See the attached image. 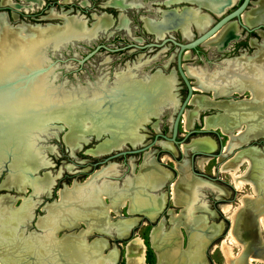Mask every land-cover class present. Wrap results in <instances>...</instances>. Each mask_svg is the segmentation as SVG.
<instances>
[{
    "label": "bare ground",
    "instance_id": "bare-ground-1",
    "mask_svg": "<svg viewBox=\"0 0 264 264\" xmlns=\"http://www.w3.org/2000/svg\"><path fill=\"white\" fill-rule=\"evenodd\" d=\"M231 1L226 0L222 3L207 1L208 3L202 2L200 4L206 5L215 14H218ZM253 5L241 14V20L246 25L264 19V0H256ZM176 11L179 14L174 15L173 13L168 22L172 26L176 25L180 28L184 37H190L187 32V26L190 27V24L199 33L207 28L210 23V19L206 15L200 14L194 8L183 7L179 10L176 9ZM103 15L99 16L92 24L91 35H94V27H97V25L99 27L100 25L103 27L110 25L108 17ZM5 20L0 17V172L6 169L5 175L0 181V189L6 188L22 192L26 187H29L31 189L30 197L22 199L17 206H22L23 201L28 200L25 204L27 213V209L31 210L33 205L35 207L37 197H48L56 178L51 173L43 170L50 165L45 152L52 151L53 148L40 145L38 142L42 136L48 138L50 137L49 134L53 133L52 131V133L46 132L50 122H52L51 126L57 125L54 127L56 134L60 125L68 128L63 134L64 137L61 138L70 147L72 153L75 149L87 144L89 137L93 139L102 136V134H107L109 137L88 148L87 153L99 156L117 149L127 142L135 146L142 143L144 138L139 132V128H142L144 122L147 123L152 116L158 117L167 106L172 110L176 108L178 103V100L175 99L177 80L172 72L166 75L157 69L154 74L146 75L142 78V81H134V83L131 81V74L127 67L128 70L115 74L117 77L115 85L110 88H107L106 85H101L98 88H91L90 85L89 90L79 88L64 90L61 87L53 88L52 86L47 88L43 86L40 80L43 77H40L28 81L26 87L21 88L19 92H12L11 87L3 83L22 71L28 73L33 67L37 66V51L40 52L39 60L41 63L42 54L39 48L44 42L49 41L54 47H57L60 43L66 40V42H70L73 39L52 38L53 36L43 34L46 30L42 32L40 29L38 32H34L36 34L34 39L23 38L18 40L19 44L16 42L17 39H13L19 29L23 31L25 36L30 35L32 31L25 28L26 26L9 28ZM71 25L72 27L67 31L68 35L83 36L84 32L81 29L80 22H72ZM158 27H161V25ZM237 34L238 28L232 22H229L203 43L212 49L223 50L227 47L229 41L237 37ZM259 35L263 39L261 43H257L252 39L250 41V45L256 47V51L252 53L253 57L225 60L209 79L207 75L203 74L202 81L200 73L202 70L195 71L186 68V72L184 69L186 75H194L197 78L195 82L197 89L212 91L215 98L229 96L231 91L235 89L242 93L244 91L243 86L248 87L245 90L251 91L252 98L251 101L242 104L226 105V102L229 101L225 99L216 100L203 94L199 96L193 94L188 101V105L192 104L194 108L192 110L185 109L186 111L184 110L185 113L183 112L181 117L183 129L188 130L194 119L193 116L197 117L196 115L205 108L218 107L224 109L225 115L221 117L207 116L203 123L205 128L219 127L225 135L227 134L230 137L228 148L240 145L246 139L264 136V72H262L264 71V65L261 64L264 60V33L259 32ZM25 43L28 44L25 45ZM186 57L187 52L183 54V58ZM203 73L205 72L203 71ZM248 81H250L249 84ZM44 83L49 84L46 83L45 78ZM94 91L96 92L93 93ZM80 99L86 100L85 104L81 103ZM116 104H121V106L119 105L116 111L110 112ZM218 113L215 115H218ZM241 125H246V130L232 136L231 131L238 130ZM109 139H111L110 144H108ZM191 146L195 148L204 147L205 151L214 149L213 143L205 138L198 140L196 143L192 142ZM181 149L183 152L186 151L184 146ZM145 161L144 167L138 173L124 180V188L121 189L106 180L108 178L106 176H114L113 174H115V168L111 165L92 175L91 178L85 181V184L78 185L73 182L71 187L60 189L58 192L59 198L56 201L43 205L44 214L38 217L35 222L38 233L25 232L30 218H26L25 222L19 227V232L23 237L35 235L39 237L38 241H26L23 240L25 238L16 235L14 232L15 226L10 221L14 216H8V212H6V209L10 206V201L14 200V197L0 196V202H4V205L0 204V230L3 228L2 231L7 236L6 239H2L0 231V261L3 264H43L44 262L47 264L46 259L49 256L44 255L45 251L43 249L48 250L49 248L52 249L50 254L54 261H49L48 264H88L89 259H86L85 254L81 253L82 248L81 252L78 251L76 249L78 247L74 248L71 241H69L70 234L62 238L55 236L59 229H69L63 225V221H67L70 215L80 213L79 211L86 210L87 215L91 216V228L94 227L97 231L108 236L111 235L114 238L127 237L130 228L137 221L131 218L120 222L116 227L114 224L118 223L119 220L113 223L97 220L100 217L107 219L108 213L111 210L116 213L115 209L117 207H128L130 213H143L153 220L161 211L165 201L164 194L156 195L154 192L163 186L169 175L157 170L154 166L152 167V160ZM245 161L248 163L247 170L242 175H237L236 169ZM199 164L202 165L201 162ZM221 167L222 169L232 168L230 175H232L236 188L239 189L247 182L251 185L254 193L247 196L249 200L253 201L246 202V206H244L246 209L243 210L241 216H230L235 223V233H233L234 238L232 239L236 240L243 249H240L241 252L239 251L240 253L237 256L233 257L228 254L229 257H227L228 255H226V264H250L251 261L264 264V245H259L256 235L258 227L256 220H254L255 216L259 215V223L264 228V201L262 200L264 196V150L255 147L242 150ZM177 168L179 171V184L172 189V199L175 204L182 203L184 205L190 196H194L198 184L191 178L188 162L184 165H177ZM39 171H43L41 175L36 174ZM31 172L35 176L31 177ZM32 197L35 199H31ZM104 197H108L109 204H104ZM75 202L79 203V206L75 207ZM222 209L228 211L229 207L223 205ZM17 216L23 219L25 214L19 213ZM2 217H4L3 220ZM78 217L74 220V223L81 220L88 222L85 216ZM55 223L59 225L58 230H50L52 227L49 229L41 228L43 224L44 226H50ZM88 225L85 224V229L77 233L81 240H84L83 234ZM217 231H220V227L217 228ZM159 237H161L160 242H158ZM237 238L240 240L238 241ZM7 240L13 242L4 243ZM151 240L156 247L157 264H164V259L165 264H176L180 257L181 246V238L177 230H172V233L168 231L160 236L157 232H153ZM209 241L210 239L207 236L191 235L189 237V247L191 248V259H189L193 261L192 263L207 264L202 252ZM55 242H58L60 248L53 244ZM225 250H228L229 253L231 246L226 245ZM71 254L76 257L75 261L70 260L69 255ZM12 256H14L13 261L8 258L5 260V257ZM127 256V264H144L143 246L134 239L127 246ZM106 260L109 262L113 258L111 259L109 256ZM230 261H233V263H230Z\"/></svg>",
    "mask_w": 264,
    "mask_h": 264
},
{
    "label": "rangeland",
    "instance_id": "rangeland-1",
    "mask_svg": "<svg viewBox=\"0 0 264 264\" xmlns=\"http://www.w3.org/2000/svg\"><path fill=\"white\" fill-rule=\"evenodd\" d=\"M7 1L13 3L0 2V7H1L0 17H2L4 20L6 19L5 22L9 28H15L13 26L19 24L21 25L16 27L18 28H20L21 26L25 27L24 24H32V25L37 24L41 26L49 25V24L59 25L62 22V19L60 18L61 13L80 18L82 21H84V26L88 28L90 27V23L92 22L90 19V12L98 14V10H104V8L99 9L98 7H95V10H93L90 8V3H86V4L80 3L82 0H68L67 1L68 3H60L56 5L53 3H39V4L26 3L23 2L22 0H7ZM45 1H51V0H45ZM255 1L256 0H254V2ZM149 4L151 6L155 5V3L154 4L149 3ZM231 4L233 3H230L228 6H226L221 12L229 8ZM253 4L254 3H252L250 6L253 7L254 6ZM81 7L85 8L86 11L85 12L80 11ZM15 11L16 13H13ZM37 11H41L40 17H37L38 15L30 16V14L35 13ZM221 12L218 14H213L208 12L210 15L209 25L213 22V20H215L221 14ZM19 13L25 15L20 16L18 15ZM51 13L55 14V16L51 17L50 16ZM112 15H114V12H112ZM128 15L130 16L129 27L130 29L132 28L131 36L137 37L139 24L135 22L131 10L128 12ZM114 27H115V22H113V26H111L109 29L96 34L92 39L89 38L87 40H77L73 42V44L67 43L64 47L60 49H56V50L49 49L45 51L42 57L43 58L42 64L44 65L45 63L53 62V65L52 67H50L47 74L45 75L46 83H49L50 85L44 83V78H40L43 86L47 88H51L50 86H52L53 88L61 87L64 90H71V89L76 90V88L89 90L90 85L93 82L97 81L98 79H106V81L108 82V79L110 78V74L112 72L114 73L117 72V70L119 69L118 66H122V62L124 60L122 55L118 53H109L104 50H99L91 57L85 59L82 63H79L77 60L82 59L86 55V53H88L89 50L98 42L104 41L107 44L110 43L108 44V46L113 47V46H117V42L119 39H126L125 36H123L122 31L119 29H114ZM32 29L33 28H30L29 30L33 31ZM0 30H1V25H0ZM191 32L193 33V35H190V37L187 39L181 38L176 31H171L169 34H171L175 38V40L184 42L190 40L195 35L200 34L202 31L199 33H195L191 29ZM17 34H15L13 39H17L16 42H18L19 44L20 42L18 40H21L23 38L34 39L36 36L35 33L33 35L32 33H30V35L25 36V34L21 29H19ZM19 36L20 38H18ZM149 36L150 35H146V37ZM164 36H167V34H164ZM259 37L260 39L258 38L259 42L257 43H261L263 41L262 37L261 36ZM241 39L244 41L243 45L239 46L238 50L236 49L232 50L231 46L233 45V43L237 41H241ZM127 41L132 42V40L130 39ZM250 41L251 40H249V42ZM6 43L7 41L5 42V44ZM26 44L28 43H25V45ZM21 45L23 46V44ZM172 48L173 46L170 43H167L161 48V50L156 52L155 51L145 52L144 55H136L135 54L136 51H132L130 52L131 54H129L126 57L128 60L127 64L129 65L140 62L142 63V60L146 56L149 57L155 54V56L153 57H156L155 59L158 60H153V62H148V63H155V64L165 63L169 66L173 65L174 60L172 59L174 58L175 50L173 51ZM198 49L204 55L191 54V56H188L187 54V57L183 58L182 60V66L183 69H185V71L186 68L188 69L196 68L198 70L206 69V68L210 69L211 70L210 73L209 72L207 73L205 71H204L205 73H203V70L200 71L202 81L204 76L203 74L207 75V78L209 79L210 76L217 70V68H219L216 67L217 65L216 63H219L218 61L220 60L221 63L222 60H224V58H227L225 54H228V56H234L238 53L243 54L245 52H246L245 54L247 53L249 54L252 49H254L253 52L256 51V47L254 45L249 46L247 44L244 36L234 41H231L227 45L226 51L222 50L220 52H216L204 43H201L200 46H198ZM37 53H38L37 64H39L40 52L37 51ZM218 53H222L223 55H217ZM169 54H173V57ZM55 59H61L62 61L59 60L55 61ZM189 76L193 77V78L188 77L189 81L196 82L197 78L194 75H189ZM176 80L177 83L175 85L176 88L175 99L178 100L177 98H179V100H181V98L184 95V86L178 77L176 78ZM249 82L250 81H248V84ZM191 86H194L193 88L197 89V87H195L196 86L195 83H191ZM197 90H201V89H197ZM96 91H94L93 93H95ZM209 92L210 93H206L203 92V90L193 91V93L198 96L203 94L206 97H209L210 99L211 98L212 99L214 98L216 100L225 99L229 101L226 102V105L228 104L237 105L239 103L242 104L244 102L251 101L252 98L251 91L248 90L246 91L245 89L242 92L243 93L242 96H239L238 98L235 99L233 98L235 94H231L230 96H225V97L218 96L215 98L212 95V91ZM178 94H180V97ZM248 95H250L249 99H247ZM85 101L86 100L80 99V102L83 104H85ZM119 105L121 106V104H116L110 112L116 111ZM193 108L194 107L192 104L186 106L187 110H192ZM171 111L172 109L169 106H167L164 110L161 111V113L157 118L155 116H152L157 120L153 118L152 119L149 118L150 121H148L147 123L146 122L143 123L142 128H139V132L144 136L142 143L132 146L130 143L127 142L126 144H129L131 147L129 145L122 146L119 149L117 148V150L113 149L109 151V153L107 154L105 153L99 156L87 153L86 151L88 148H91L99 143V142L96 143V141L93 140L89 141L85 145H82L81 147H79V149H75L72 153L70 147H68V145L65 144V142H63L61 138L63 134L66 132L65 130L68 129L66 127L65 128L63 127L61 130L57 132L56 138L51 136L43 140L41 144L53 148L52 151L45 152L46 158L50 161V165L43 170L51 173L52 176L56 177L48 197L47 198L42 196L37 197L35 207L33 205L31 207V210L27 209V213H26L25 204L28 200L23 201V204H21L23 207L22 206L17 207V206L21 203L22 199L30 197L31 189L29 187H26L22 192H16L12 189H6V188L0 189V196L7 195L14 197V200H11L9 203L10 205L9 208L6 209V212H8V214L7 213L6 214L8 216L9 215L14 216V218L12 217L10 221L11 223L13 222L12 224L15 226L14 232L16 233V235L18 234L17 236L21 238L23 237L19 232L20 230L19 227L25 222L26 218H30V219L27 227L25 228L26 230L25 232H30L35 234L39 232L37 227L35 226V222L38 217H41L44 214L42 209L43 205L56 201L59 198L58 192L63 187H71L73 182L78 185L85 184V181L91 178L92 175L97 174L99 171L102 170V168L104 169L105 167L111 165L115 167V174L113 175H117V176L113 178H106V180H109L108 182L114 183L118 189H121L124 188V180L126 178L135 175L144 167L143 165L146 162L145 160L147 161L152 160L153 161L151 163L152 167L154 166L155 168H157V170H160L163 173L169 175L166 181L164 182L163 186L171 177L169 170H171V168L175 170L174 174L176 175V179L175 182L170 187V200L172 204L176 206L173 207L172 205H169L171 204V202H169V204L167 203L166 206L169 209L163 210L162 213L159 212L160 214L158 213L153 220H151L149 216L143 213H130L128 211V207H117L115 209L116 213L111 210L107 215V219H104L102 217L97 219L98 221L109 222V223H113L114 221L119 220L118 223L114 224L116 225V227L122 221L131 218L136 219L137 221L135 225H133L132 228H130L128 232L129 235L127 234V237L116 239L111 235L108 236L105 233L97 231L96 229H94V227L91 228V224H90L91 216L87 215L88 213H86L87 212L86 210L79 211L80 213H76L77 215L76 214L70 215L67 221H63V225L68 227L69 229L71 228L72 230L63 229V228L59 229V225H57V223L51 224L50 226H44L43 224L41 228L49 229L52 227L50 230L59 229L55 234L57 238H62L70 234L69 241H71L74 248L78 247L76 248L78 251H80L82 248L81 250L82 252L81 251L80 252L85 254L86 259H89L88 264H127V259H128L127 246L134 239L137 240L143 246V263L157 264L158 258L156 253V247L152 243L151 235L153 234V232L154 233L157 232L158 235L160 236L162 234H166L168 231L172 233V230H177L181 238L180 255H179L180 257L176 262V264H194L192 263L193 261L190 260L191 248L189 247V237L191 235L194 236L202 235L203 237L205 236L209 237L210 241L202 252V256H204L207 264H226V258H225L226 255L229 254L230 256L232 255L233 257L239 255V253L241 252L240 249L242 250L243 247H240L241 245L236 240L232 239L234 238L233 233H235V223L233 220H231L232 218L230 216L232 215L241 216V214H243V210L246 209V207H244L246 206L245 205L246 202L249 203L250 201L251 202L253 201V200H249L247 196H251L254 193L251 185L247 182L243 184V186H241L239 189L236 188V185L233 183L232 180V175H230L232 168L222 169L221 166H224L225 163H227L232 158H234V156L238 152L245 150L247 147H245L246 145H242L241 147H237L238 145H235V146H231V148L230 147L228 148L230 137L227 134L225 135V133H223L219 127L209 128V129H215V132H191L187 134V132L190 129H200L202 127V124L204 126L203 121L205 117L210 115L221 117L225 115L224 109L218 107H207L205 108V110L199 113V115L202 117L196 118L195 116H193L194 119L188 130L183 129V124L181 123V121L179 122L177 127V135H179V137L182 139H180V141H178L177 143L179 147V151H177L171 146L170 142L163 141L159 137H157L159 139L152 138L153 134L158 131L157 127L159 128L161 133H164L168 130L170 126L171 117L169 118V116H171ZM216 113H218V115H215ZM86 124H88V122H86ZM245 130H246V125L245 126L241 125L238 130H232L231 135L232 136L238 135L240 133H243ZM104 135L106 136V138L109 137V135L107 134ZM104 135L102 134L103 137ZM201 138L210 140L214 145V149L212 150L207 149V151H205L206 149L204 147H199L201 148L199 149L191 146L192 142L196 143L198 140H203ZM110 140L111 139H109L108 144H110ZM252 144L254 145V143ZM140 145L143 146L142 147L143 150L141 151H138L131 155H125L124 158H121L120 156H116L110 158L105 162H101V163L99 162L103 157H105L108 154H111L116 151L124 150L127 148L137 149L141 147ZM158 145L161 148L164 147L163 149L165 150L168 151L170 150L169 152H171L172 156L174 157H171V154L160 150L157 153L159 160L155 161L154 155L156 151L159 149ZM183 146L186 148L185 152H183L181 149ZM254 146H258V145H254ZM261 146H264V143L259 145V148L257 149L264 150V148H260ZM250 148H254V147H249L247 149ZM197 150H201L206 153H211L212 155L204 156L200 154H194L193 169L197 170V172H199L200 174H193L190 169V167L192 168V164L189 163L188 156L192 151H197ZM127 162L130 163L129 174L128 172H126L125 164H127ZM186 162H188L189 164V172L191 173V178L194 179L198 184L194 192L195 197L193 195L192 197L190 196L184 205L182 203L175 204L172 199V189L174 186H177L179 184V171L177 165H184ZM199 162H201L203 166L200 165ZM68 166H70V168H68ZM247 168H248V163L245 161L242 164H240L239 167L236 169V174L242 175V173H244L247 170ZM42 172L43 171H39L36 174L41 175ZM4 175H5V171H3L2 174L0 175V181ZM163 186L157 189L154 192V194L156 195L164 194L166 200V194L163 191L164 190ZM207 187H210L212 190L208 189ZM219 194H220L219 197H221L223 200L220 201L221 203L217 205L218 210H216L215 205L214 206L211 205V197H216V196L218 197ZM31 199H35V198L32 197ZM262 200L264 201V196L262 197ZM103 202H105L104 203L105 205L109 204L108 197H104ZM241 202L243 206L241 205ZM0 204L4 205V202H0ZM74 205L75 207L79 206V203L75 202ZM223 205L229 207L228 211L222 209ZM19 213L25 214L23 219H20L17 216ZM140 215L145 216L149 221H147L144 218H141ZM78 216H83V217L85 216L88 222L86 223L85 221L81 220L74 223V220L79 218ZM256 216L254 220H256L258 227L256 233L257 240L259 241V245H264V228L259 223V218H258L259 215ZM3 218L4 217H2V220ZM190 219L192 221H189ZM16 220H18L19 223H17L18 221ZM85 224H89V225L85 233L83 234L84 240H81V238L77 235V233L85 229ZM219 227H220V231L218 232L217 228ZM2 230L3 228H1L0 230L3 237L2 239H6L7 236L4 235ZM23 238H25L23 240L26 241L39 240V237L35 235H26ZM159 238L160 239L158 242H160L161 240V237ZM239 240L240 239H238V241ZM10 242L13 241L7 240L4 243L8 244ZM53 244H55L58 248H60L58 242H55ZM226 245L231 246V251H229V253L228 250H225ZM43 250L45 251L44 252L45 254L44 253L43 254L44 255L47 254L49 256L48 259H46L47 264L49 263V261L51 262L54 261L52 260L53 258L51 257L50 254L52 249L48 248L47 250L46 248H44ZM229 255L227 257H229ZM109 256L111 259L113 258V260L112 261L109 260V262H107L108 260H106V258ZM69 257L71 258L70 260L73 261H75L76 259V257L72 256V254L69 255ZM7 258L10 259L11 261L14 260V256L5 257V260ZM163 261H164L163 263L165 264L166 263L165 259ZM233 261H230V263L231 262L233 263ZM0 264H3L2 261H0ZM43 264H45V262ZM250 264H262V263L251 261Z\"/></svg>",
    "mask_w": 264,
    "mask_h": 264
},
{
    "label": "flooded vegetation",
    "instance_id": "flooded-vegetation-1",
    "mask_svg": "<svg viewBox=\"0 0 264 264\" xmlns=\"http://www.w3.org/2000/svg\"><path fill=\"white\" fill-rule=\"evenodd\" d=\"M23 2H26V3H36V4H39V3H53V4H60V3H68L67 1L68 0H51V1H45V0H22ZM197 1V2H196ZM210 2V3H222L226 0H90V1H87V0H82L80 3H90V8L95 10V7H98L99 9H103L104 10H98V14L96 13H93V12H90V19H91V23H90V27L86 28L84 26V21H82L80 18L76 17V16H70V15H65L64 13H61L60 14V18L62 19V22L61 24H59V26H47V27H43L41 28L42 32L44 30H46V32H44L43 34H45L46 36H50L52 38H71V39H92L96 33H100L104 30H107L109 29L111 26H113V22H115V27L114 29H119L122 31V34L123 36H125L126 39H119L118 42H117V46H108V44L110 43H105L104 41L102 42H98L96 43L90 50L89 52H91L92 50H94L96 48V46L98 45H105L106 48H110V49H119V50H107L103 47H98L94 53L92 55H94L95 53H97L99 50H104V51H107L109 53H118L120 55H122V57L124 58L123 62H122V66H118V70L117 72H112L110 74V78L108 79V82L106 81V79H98L96 81V83L94 84H91V88H94V87H100L101 85L105 86L107 88L111 87V86H114L115 85V80H116V73H120V72H123L125 70H128L126 69L127 67L129 68V73L131 74V81L134 82V81H142V78L145 77L146 75H150L152 73H154L157 69L162 72L163 74H166V75H169L171 72L170 70L172 68H174V64L173 65H167L165 63H160V64H155V63H148V62H153V60H158V59H155L156 57H153L155 56V54L149 56V57H145L143 60H142V63H134V64H127L128 60H127V56L129 54H131L130 52L132 51H136L135 54L136 55H144L145 52H150V51H159L161 50V48H156V47H148V48H135V47H125L127 44H138V45H145L149 42H153L154 41V35H160L162 32L170 29L171 31H176L179 36L183 39H187L189 37H184L183 34L181 33V29L178 28L176 25L175 26H172L170 24V22H168L169 20V17L170 16H173V13L174 15H178L179 13H177L178 11H176V9H172V10H168L169 7H173L174 5H193V6H196V5H199V6H204L205 8L209 9L206 5L204 4H200L202 2ZM212 1V2H211ZM1 3H13V2H8L7 0H0ZM207 2V3H208ZM241 2V0H232L230 7L225 9L223 12H221L220 15L232 10L233 8H235L239 3ZM71 3V2H70ZM149 3H155L154 6H151ZM250 5L252 3H254V0H249ZM156 5H159V6H156ZM118 6V7H117ZM8 7V6H7ZM84 7V6H83ZM81 7L80 8V11L82 12H85L86 9ZM10 8V7H9ZM183 8V7H182ZM225 8V7H224ZM181 9V8H178V10ZM131 10V13L134 17V20L136 23L139 24V29H138V36L137 37H132L131 36V31H132V28L130 29L129 27V24H130V19H129V15H128V12ZM205 10V9H204ZM176 11V12H175ZM207 13L210 12V13H213L215 14L213 11H211V9L208 10H205ZM40 12L41 11H37L35 13H32L30 14V16H36L38 15L37 17H40ZM112 12H114V15H112ZM13 13H16L13 12ZM104 14V15H103ZM209 14V13H208ZM18 15L20 16H23L25 14H22V13H19ZM107 16L108 17V20L110 21V25H107L106 27H103L102 25H100V27L97 25V27H94V35H91V27H92V24L95 22V20H97V18L99 16ZM50 16H55V14L51 13ZM72 22H80V24L82 25L81 26V29L83 30L84 34L83 36H71V35H68V30H70V27H72ZM154 22V23H153ZM21 25V24H19ZM19 25H16V26H19ZM27 28V29H30L29 26H27L26 24H24ZM37 25V24H35ZM51 25V24H49ZM67 25V26H66ZM161 27H158L160 26ZM191 26L188 27L187 26V32L189 33V30L192 29L195 33H197L195 27H193L192 24H190ZM16 26H13V27H16ZM168 28V29H167ZM236 28H238V34H237V37L234 38L233 40L231 41H234L236 39H239L240 37L244 36L245 39H246V42L249 46L250 45V42L249 40H254L255 42H259L258 38L260 39V35H259V32H255V31H246L245 29L243 28H240V26L238 24H236ZM35 29V32H38L40 30V28H37V26H33V29ZM136 29V28H135ZM166 29V30H165ZM161 30V31H160ZM261 33H264V28H261L260 29ZM151 31V32H150ZM150 35L149 37H146V35ZM166 34V33H165ZM130 35V36H129ZM190 35V33H189ZM39 36V35H37ZM168 36V34H167ZM76 37V38H75ZM163 37H166L163 35ZM174 38V37H173ZM132 40V42H129L127 40ZM175 39V38H174ZM158 41V40H157ZM229 41L228 44L231 42ZM142 42V43H141ZM244 41L241 39V41H237V42H234L233 45L231 46V49L234 50H238L239 46L243 45ZM171 44V43H170ZM227 44V45H228ZM172 45V44H171ZM173 48L172 50L174 51L175 47L174 45H172ZM124 47V48H123ZM227 48V47H226ZM226 48L223 49V51H226ZM243 49V48H242ZM214 51L216 52H220L222 50H215L213 49ZM254 49H252L250 51V53L248 54H245V53H238L234 56H228V54H225L227 56V58H224V59H228V58H251L252 56V53H253ZM87 54V53H86ZM188 56H191V54H194V55H204L200 52V50L198 49V47L196 49H192L190 50L188 53ZM91 55V56H92ZM173 57V54H169ZM215 55V54H214ZM217 55H223L222 53H218ZM90 56V57H91ZM253 57V56H252ZM174 60V58L172 59ZM183 60V59H182ZM221 61V60H220ZM220 61H218L220 63ZM223 61V60H222ZM219 63H216V64H219ZM262 65H264V60L262 61L261 63ZM216 67H218V65H216ZM184 70V69H183ZM192 70H195V71H198V69L196 68H192ZM200 70H203L205 72H210L211 70L206 68V69H200ZM185 72V71H184ZM169 73V74H168ZM175 75H176V78L178 77V75L176 74V72H174ZM187 76V79L188 77L190 78H193L191 76ZM113 77V78H112ZM179 78V77H178ZM180 79V78H179ZM181 81V80H180ZM189 81V80H188ZM182 82V81H181ZM135 83V82H134ZM190 85L191 83H195V82H192V81H189ZM183 84V82H182ZM97 85V86H96ZM184 86V84H183ZM194 87V86H192ZM193 91H201V90H197V89H194L193 88ZM192 91V95L194 94ZM247 91V90H246ZM203 92H206V93H210L209 91H203ZM123 93V92H122ZM232 94H235L233 96V98H238L239 96H242L243 93H236V92H233ZM179 97H180V94H178ZM186 95V88L184 86V95L183 97L181 98V100L185 97ZM191 95V96H192ZM122 98V97H121ZM250 98V95H248V98ZM178 101H181L179 100V98H177ZM233 100V99H231ZM240 100V99H238ZM235 101V100H234ZM237 101V100H236ZM200 113V112H199ZM199 113L197 114V118L198 117H202L199 115ZM174 114L173 110L171 111V116L172 117ZM151 119H155L157 120L156 118L154 117H150ZM168 118V119H169ZM171 120V119H170ZM157 132H155L152 136V138H154V135L156 133H159L161 135H166L169 137V133H170V130L168 128V130L164 133H161V131L159 130V128L157 127ZM159 138H161L163 141H166V142H169L167 141L166 139H164L163 137L161 136H158ZM157 138V139H159ZM180 138L179 135H176L175 137V140L176 141H180ZM254 144H257L258 148H259V145H261L262 143H264V140H259L257 142H253ZM171 146L176 149L177 151H179V147H178V144L176 146L175 143H172L170 142ZM142 145V144H141ZM140 145V146H141ZM159 146V145H158ZM131 147V146H130ZM143 146L139 147V148H142ZM121 148V147H120ZM260 148H264V146H261ZM119 149V148H118ZM138 149V148H137ZM117 150V149H115ZM124 150H130V149H124ZM164 151V152H167L169 154H171V157H174L172 156V153L169 152L168 150H165L163 148H161L159 146V149L156 151L155 155H154V158H155V161L159 160L158 159V152L159 151ZM121 151V150H120ZM109 153V152H108ZM136 153V152H135ZM107 154V153H106ZM133 153H125L123 155H118L120 156L121 158H124L125 155H131ZM110 155V154H108ZM190 155L191 153L189 154L188 158H189V163L192 164V169L194 168V161H193V157L192 159H190ZM116 157V156H115ZM161 162V161H160ZM94 165V164H93ZM126 165V172H128V174L130 173V163L127 162ZM113 168H115L114 166H112ZM117 170V169H116ZM193 171L197 172V170H194ZM170 174H171V177L170 179L166 182V184L163 186L164 187V192L166 194V200H165V203H164V206L162 207L160 213H162L163 210H168L169 208L166 206V204L169 202H171L170 200V187L171 185L175 182V179H176V175L174 174L175 170L173 168H171V170H169ZM117 175H114V176H106L108 178H113V177H116ZM125 177V176H124ZM123 177V178H124ZM122 180V178H121ZM120 180V181H121ZM162 187V188H163ZM208 189L212 190L210 187H207ZM162 190V189H161ZM220 194L218 195V197H211V205H215V208L216 210L217 209V205L219 203H221L220 201H222L223 199L221 197H219ZM169 205H172L173 207H175L172 202L171 204ZM126 212V210H125ZM159 213V214H160Z\"/></svg>",
    "mask_w": 264,
    "mask_h": 264
},
{
    "label": "water",
    "instance_id": "water-1",
    "mask_svg": "<svg viewBox=\"0 0 264 264\" xmlns=\"http://www.w3.org/2000/svg\"><path fill=\"white\" fill-rule=\"evenodd\" d=\"M248 2H249V0H241V2L235 8H233L232 10H230V11H228V12L222 14V15H219L215 20H213V22L204 31H202L200 34L195 35L190 40H187V41H184V42L175 40L173 38V36L171 34H169L171 32V30L168 29V30L162 32L160 35H157V36L154 35V41L153 42H149V43H147L145 45H142V46L138 45V44H127L125 46V47H135V48H148V47L162 48L165 44L171 43L175 47L174 48L175 49V53H174V62H175V64H174V68H172L170 70V72H172L174 74L175 78H176V75H175L174 72H176V74L178 75L180 80L183 82V84H184V86L186 88V95L181 101H178L176 108L173 110L174 114L171 117L170 126H169V130H170L169 137L166 136V135H161L159 133H156L154 135L155 139L158 136H161V137H163L164 139H166L169 142H172V143H175V144L178 143V141L175 140V137L177 135V127H178L179 122L181 121L182 114H183L184 110L186 109V106L188 105V101H189V99H190V97L192 95V91H193V87L190 85V83H189V81L187 79L186 73L183 70V66H182L183 54L185 52H189L192 49H196L198 46H200L201 43H203L206 39H208L210 36H212L214 33H216L222 26H224L225 24H227L229 22H232L235 25V27H236V24H238L240 26V28H243L246 31L260 32L261 31L260 29L264 28V19H261L260 21H256L255 23H253L251 25H246V24H244L242 22L241 14L250 7V3H248ZM182 7H184V8H194L200 14L206 15L210 19V15L205 11V10L209 11V9L205 8L204 6H199V5H196V6H193V5H174L173 7H169L168 10L178 9V8H182ZM211 19H213V18H211ZM26 25L29 26L30 28H33V26H37L40 29L43 28V27H47V26H54V27L55 26L56 27L59 26V25H55V24L54 25H43V26L35 25V24H33V25L32 24H26ZM34 32H35V30H33L31 32L32 35L34 34ZM165 33L168 34V36L163 37V35ZM189 33H190V35H193V33L191 32V29L189 30ZM18 38H20V36ZM74 40H78V39H73L70 42H66L67 41L66 40L63 43H60L57 47H54L51 44V42H49V41L48 42H44L41 45V47L39 48V50L41 51V54H42V57H43V54H44L45 51H47L49 49L50 50L60 49V48L64 47L67 43H69V44L72 43L73 44V42H75ZM80 40H87V39L84 38V39H80ZM98 47H103V48H105L107 50H110V51H112V50L114 51V50H119L120 49V48L119 49H110V48H106L105 45H98V46H96V48L94 50H92L91 52H88L82 59H78L77 61L79 63H82L85 59L90 57ZM41 59L43 61V58H41ZM233 59L234 58H228V59H224L223 61H225V60H233ZM56 60L62 61L61 59H55V61ZM222 62L217 64L218 67H220L222 65ZM42 63L43 62H41L37 66L33 67L28 73L22 71L17 76H14L13 78H10V79L6 80L5 83H3V84L7 85L8 87L10 86L11 89H12V92L13 91L19 92L21 88H25L26 87V84L28 83V81H31V80H34V79H38L40 77L45 78V75L47 74V72L50 69V67H52L53 62H48V63H45L44 65ZM94 83H96V81L93 82L92 84H94ZM243 87H244V89H248V87H245V86H243ZM238 91L239 90H236V89L232 90L231 93L229 94V96L233 92L239 93ZM149 121H150V119H149ZM51 123L52 122H50V124H48L46 132H51L52 131L53 133L51 132L52 134H49L50 137L53 136L54 138H56L57 134H56V131H54V127L57 126V125L51 126ZM58 128H57V130L59 131V130H61L63 128V126L60 125V127H58ZM54 132H55V134H54ZM191 132H215V129L204 128V126L202 124V127L200 129H190L187 132V134L191 133ZM221 134H223V133H221ZM105 138H106V136L104 135V137L103 136H99L97 138L94 137L93 139H91L89 137L88 140L89 141L93 140V141H96V143H98V142H101L102 140H104ZM45 139H47V138L42 136L41 140L38 141L39 144L43 145V144H41V142L43 140H45ZM259 140H264V136H256V137H253V138L246 139L245 143H241L237 147H241L242 145H246L245 147H247V148H249V147L258 148L257 146H254V145H257V144L253 145L252 143L253 142H257ZM126 145H129V144H123V146H126ZM120 147H122V146H120ZM141 150H143V148L116 151V152L111 153L110 155H106L99 162L100 163L101 162H105V161H107L110 158H113L115 156L123 155L125 153H135V152H138V151H141ZM194 154H200V155H204V156L205 155L206 156L212 155L211 153H206V152H203V151H192L191 155H190V159H192ZM190 169H191L193 174H200L199 172L193 171V169L191 167H190ZM3 171H5V173H6V169H4V170H2L0 172V175L2 174ZM30 176L33 177L35 175H34L33 172H31ZM45 198H47V197H45ZM140 217L146 219L147 221H149L143 215H140ZM116 239H120V238H116Z\"/></svg>",
    "mask_w": 264,
    "mask_h": 264
}]
</instances>
